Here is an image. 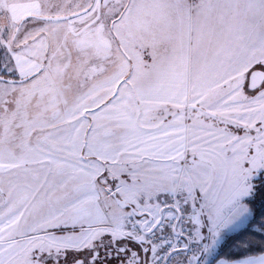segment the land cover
Masks as SVG:
<instances>
[{"label": "snow or ice", "instance_id": "snow-or-ice-1", "mask_svg": "<svg viewBox=\"0 0 264 264\" xmlns=\"http://www.w3.org/2000/svg\"><path fill=\"white\" fill-rule=\"evenodd\" d=\"M0 264H264V0H0Z\"/></svg>", "mask_w": 264, "mask_h": 264}, {"label": "trees", "instance_id": "trees-1", "mask_svg": "<svg viewBox=\"0 0 264 264\" xmlns=\"http://www.w3.org/2000/svg\"><path fill=\"white\" fill-rule=\"evenodd\" d=\"M225 250H226V251L228 250L227 246H226Z\"/></svg>", "mask_w": 264, "mask_h": 264}]
</instances>
